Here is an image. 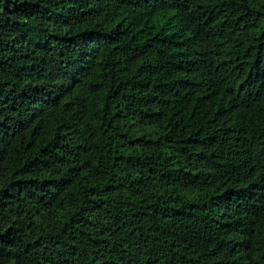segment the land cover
I'll use <instances>...</instances> for the list:
<instances>
[{"label":"trees","instance_id":"trees-1","mask_svg":"<svg viewBox=\"0 0 264 264\" xmlns=\"http://www.w3.org/2000/svg\"><path fill=\"white\" fill-rule=\"evenodd\" d=\"M0 264H264V0H0Z\"/></svg>","mask_w":264,"mask_h":264}]
</instances>
